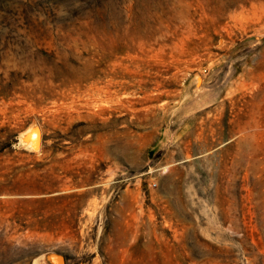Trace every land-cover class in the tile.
I'll use <instances>...</instances> for the list:
<instances>
[{"label": "rangeland", "instance_id": "1", "mask_svg": "<svg viewBox=\"0 0 264 264\" xmlns=\"http://www.w3.org/2000/svg\"><path fill=\"white\" fill-rule=\"evenodd\" d=\"M30 175L0 264H264V0H0V183Z\"/></svg>", "mask_w": 264, "mask_h": 264}, {"label": "trees", "instance_id": "2", "mask_svg": "<svg viewBox=\"0 0 264 264\" xmlns=\"http://www.w3.org/2000/svg\"><path fill=\"white\" fill-rule=\"evenodd\" d=\"M44 164L41 163L40 166ZM17 169H23L24 173H27L31 167L29 163H25ZM10 186L12 189L19 192H41L46 193L48 191V180L43 178H34L32 175L30 176H22L17 180L13 178H9L6 182L0 183V186Z\"/></svg>", "mask_w": 264, "mask_h": 264}, {"label": "water", "instance_id": "3", "mask_svg": "<svg viewBox=\"0 0 264 264\" xmlns=\"http://www.w3.org/2000/svg\"><path fill=\"white\" fill-rule=\"evenodd\" d=\"M35 143L37 144V145H39L40 144V141H41V137H40V134L38 133L36 136H35Z\"/></svg>", "mask_w": 264, "mask_h": 264}]
</instances>
